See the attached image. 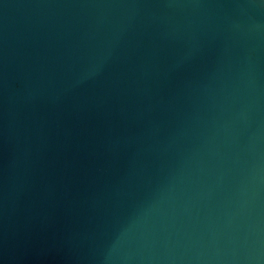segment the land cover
I'll return each mask as SVG.
<instances>
[{
	"label": "water",
	"instance_id": "1",
	"mask_svg": "<svg viewBox=\"0 0 264 264\" xmlns=\"http://www.w3.org/2000/svg\"><path fill=\"white\" fill-rule=\"evenodd\" d=\"M0 264H264V0H0Z\"/></svg>",
	"mask_w": 264,
	"mask_h": 264
}]
</instances>
